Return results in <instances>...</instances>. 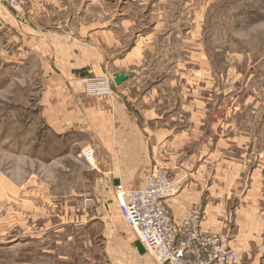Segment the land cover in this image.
<instances>
[{
    "label": "crops",
    "instance_id": "obj_1",
    "mask_svg": "<svg viewBox=\"0 0 264 264\" xmlns=\"http://www.w3.org/2000/svg\"><path fill=\"white\" fill-rule=\"evenodd\" d=\"M29 4L20 25L25 47L39 54L45 119L58 134L94 148L87 171L78 172L90 195L80 202L91 212L72 222L111 232L118 183L140 189L152 172L165 170L181 184L166 201L176 221L198 212L204 232L224 235L239 252L237 264H264V152L253 153L247 137L223 133L235 123L207 103L214 90L201 80V0ZM123 72L132 75L116 84ZM104 75L113 77L111 94L86 95L79 80ZM54 151L71 157L65 148ZM113 232L125 238L123 229ZM132 232L138 264H159Z\"/></svg>",
    "mask_w": 264,
    "mask_h": 264
},
{
    "label": "rangeland",
    "instance_id": "obj_2",
    "mask_svg": "<svg viewBox=\"0 0 264 264\" xmlns=\"http://www.w3.org/2000/svg\"><path fill=\"white\" fill-rule=\"evenodd\" d=\"M19 1L18 11L0 0V264H138L133 230L118 210L110 214L117 227L109 233L98 224L75 223L91 212L80 202L90 195L78 173L87 171L81 154L91 143L67 139L45 119L39 54L25 47L20 25L22 10L34 0ZM203 79L207 92L214 90L209 106L235 123L223 133L247 137L253 153L264 152V0H201ZM82 83L86 95L99 96ZM60 146L71 157H55ZM117 228L124 239L113 232Z\"/></svg>",
    "mask_w": 264,
    "mask_h": 264
},
{
    "label": "built area",
    "instance_id": "obj_3",
    "mask_svg": "<svg viewBox=\"0 0 264 264\" xmlns=\"http://www.w3.org/2000/svg\"><path fill=\"white\" fill-rule=\"evenodd\" d=\"M19 11V0H9ZM90 95H109L112 92L107 76L82 80ZM81 156L89 163L94 160V149L87 145ZM181 192V184L165 170L152 172L140 189H128L120 182L116 186L119 212L136 233L147 252L159 264H237L239 252L219 233L202 230V216L187 212L181 221L170 214L166 201Z\"/></svg>",
    "mask_w": 264,
    "mask_h": 264
},
{
    "label": "water",
    "instance_id": "obj_4",
    "mask_svg": "<svg viewBox=\"0 0 264 264\" xmlns=\"http://www.w3.org/2000/svg\"><path fill=\"white\" fill-rule=\"evenodd\" d=\"M131 75H132L131 72H123V73L116 74L115 75V83L120 84Z\"/></svg>",
    "mask_w": 264,
    "mask_h": 264
}]
</instances>
